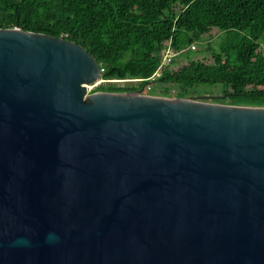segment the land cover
I'll list each match as a JSON object with an SVG mask.
<instances>
[{
  "label": "water",
  "instance_id": "1",
  "mask_svg": "<svg viewBox=\"0 0 264 264\" xmlns=\"http://www.w3.org/2000/svg\"><path fill=\"white\" fill-rule=\"evenodd\" d=\"M102 77L0 29V264H264V107L90 93Z\"/></svg>",
  "mask_w": 264,
  "mask_h": 264
},
{
  "label": "trees",
  "instance_id": "2",
  "mask_svg": "<svg viewBox=\"0 0 264 264\" xmlns=\"http://www.w3.org/2000/svg\"><path fill=\"white\" fill-rule=\"evenodd\" d=\"M16 27L84 47L105 80H143L96 91L151 87L171 97V85L176 98H186L221 86L213 103L264 107V0H0V29ZM169 44L175 56L161 68Z\"/></svg>",
  "mask_w": 264,
  "mask_h": 264
},
{
  "label": "rangeland",
  "instance_id": "3",
  "mask_svg": "<svg viewBox=\"0 0 264 264\" xmlns=\"http://www.w3.org/2000/svg\"><path fill=\"white\" fill-rule=\"evenodd\" d=\"M219 42H220V36H219V33L217 32H213L212 36H211V43L213 44L214 47H217L219 45ZM260 52L264 53V44L261 45L260 47ZM179 66H174L173 69H178ZM105 84H112V83H104V84H100L98 86H101V85H105ZM137 83H125V84H120V83H117V85H135ZM158 85H155V89L159 90V89H164V85H160V83H157ZM114 85V84H113ZM94 87L93 89H91L89 87V92H96V88L98 87ZM159 88V89H158ZM167 88H169L172 92V95L171 97L173 98H176L175 97V90H174V87H172L171 85H167ZM223 90V88L221 86H215V87H199V90H198V94L196 96H193V97H190L192 98L193 100H196V101H203L205 103H213V98L215 95L221 93ZM152 91V90H151ZM151 91H148L146 89V94H150V95H154L152 94ZM158 96V95H157ZM188 98V97H187Z\"/></svg>",
  "mask_w": 264,
  "mask_h": 264
},
{
  "label": "built area",
  "instance_id": "4",
  "mask_svg": "<svg viewBox=\"0 0 264 264\" xmlns=\"http://www.w3.org/2000/svg\"><path fill=\"white\" fill-rule=\"evenodd\" d=\"M193 50H195V46L193 45L191 47ZM163 60H162V64H161V68L162 67H165V66H169L173 59H174V56H175V52L171 46V44H169L166 49L163 51ZM105 69L104 68H100V72L101 74L103 75ZM143 80L142 79H126V80H105L103 77L101 79H99V81L91 86L90 88L93 89L94 87L100 85V84H104V83H112L114 85H117V83H120V84H125V83H141ZM148 91H151V87H148L147 88ZM146 92V90H145Z\"/></svg>",
  "mask_w": 264,
  "mask_h": 264
}]
</instances>
